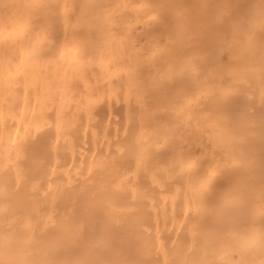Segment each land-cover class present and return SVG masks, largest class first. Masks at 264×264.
I'll return each instance as SVG.
<instances>
[{
    "label": "bare ground",
    "instance_id": "obj_1",
    "mask_svg": "<svg viewBox=\"0 0 264 264\" xmlns=\"http://www.w3.org/2000/svg\"><path fill=\"white\" fill-rule=\"evenodd\" d=\"M0 264H264V0H0Z\"/></svg>",
    "mask_w": 264,
    "mask_h": 264
}]
</instances>
